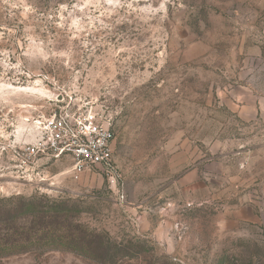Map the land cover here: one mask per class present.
<instances>
[{
	"label": "rangeland",
	"instance_id": "374dc122",
	"mask_svg": "<svg viewBox=\"0 0 264 264\" xmlns=\"http://www.w3.org/2000/svg\"><path fill=\"white\" fill-rule=\"evenodd\" d=\"M59 106L110 124L120 192L71 156L21 176ZM31 196L82 248L0 264H264V0H0V236Z\"/></svg>",
	"mask_w": 264,
	"mask_h": 264
},
{
	"label": "built area",
	"instance_id": "2783aa9c",
	"mask_svg": "<svg viewBox=\"0 0 264 264\" xmlns=\"http://www.w3.org/2000/svg\"><path fill=\"white\" fill-rule=\"evenodd\" d=\"M35 122L40 140L10 151L23 178L36 173L42 158L71 156L70 172L74 178L86 169L96 168L120 192L122 176L113 158L114 135L108 122L98 119L96 114L69 106H59L58 110L39 116Z\"/></svg>",
	"mask_w": 264,
	"mask_h": 264
},
{
	"label": "trees",
	"instance_id": "16d2710c",
	"mask_svg": "<svg viewBox=\"0 0 264 264\" xmlns=\"http://www.w3.org/2000/svg\"><path fill=\"white\" fill-rule=\"evenodd\" d=\"M22 199L23 200L21 202L14 204V206L8 210V213L11 210L10 221L14 224L8 234L4 233L2 236H0V249H2L4 252L13 251V249L15 251L17 250L22 252L32 249V247L36 248L37 245H50L56 242L59 243L61 247L73 245L75 248H82V245L79 243L73 244L67 241L69 236L71 237V241L75 240L78 242V239L72 236V233L70 232L71 225L67 220L65 221V217L55 220L56 223H44L39 227L35 223L36 214L39 215L40 219H42V214L47 212H44L46 208L42 210L43 208H40L42 205L39 204L38 201H34V196ZM57 204L58 203L52 204L51 207L47 208L49 209L47 213L50 212V209H56L58 206ZM25 215L33 216V220H31L28 228L18 226L16 224V220H18L19 217ZM24 245L26 246L24 247Z\"/></svg>",
	"mask_w": 264,
	"mask_h": 264
},
{
	"label": "crops",
	"instance_id": "0c3cea01",
	"mask_svg": "<svg viewBox=\"0 0 264 264\" xmlns=\"http://www.w3.org/2000/svg\"><path fill=\"white\" fill-rule=\"evenodd\" d=\"M38 175H40V174H38Z\"/></svg>",
	"mask_w": 264,
	"mask_h": 264
},
{
	"label": "bare ground",
	"instance_id": "6f19581e",
	"mask_svg": "<svg viewBox=\"0 0 264 264\" xmlns=\"http://www.w3.org/2000/svg\"><path fill=\"white\" fill-rule=\"evenodd\" d=\"M25 87V86H24Z\"/></svg>",
	"mask_w": 264,
	"mask_h": 264
}]
</instances>
